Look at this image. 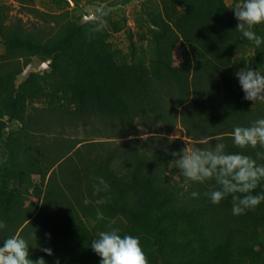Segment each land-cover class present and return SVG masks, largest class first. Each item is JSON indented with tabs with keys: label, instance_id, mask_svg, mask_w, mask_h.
<instances>
[{
	"label": "trees",
	"instance_id": "1",
	"mask_svg": "<svg viewBox=\"0 0 264 264\" xmlns=\"http://www.w3.org/2000/svg\"><path fill=\"white\" fill-rule=\"evenodd\" d=\"M181 1L184 15L174 26L155 22L152 41L141 53L130 35V64L102 47L85 21L67 19L56 30L35 34L10 24L8 6L0 3V39L8 51L24 58L25 66L35 56L49 61L74 106L70 113L37 109L6 139L1 127L7 122H1L0 221L6 227L0 229V246L18 236L30 246V259L100 264L90 246L109 225L121 237H137L149 264H244L264 244V201L240 215L232 212L231 195L213 204L205 193L219 185L185 178L171 153L186 142L170 137L180 124L193 147L222 142L226 152L264 165V147L241 149L232 137L234 127L264 118V101L245 100L235 75L246 48L250 68L264 73V43L256 47L242 36L223 0ZM255 33L264 39L258 26ZM20 72L0 76L9 82L11 119L24 112L22 87L14 84ZM78 128L91 129L93 136L81 137ZM34 174L40 175V187ZM93 177H103L108 191L93 195ZM252 194H264V179ZM85 198L91 203L85 205ZM98 199L105 202L96 204Z\"/></svg>",
	"mask_w": 264,
	"mask_h": 264
},
{
	"label": "rangeland",
	"instance_id": "2",
	"mask_svg": "<svg viewBox=\"0 0 264 264\" xmlns=\"http://www.w3.org/2000/svg\"><path fill=\"white\" fill-rule=\"evenodd\" d=\"M227 8L235 18L234 7L242 4L243 0H223ZM125 0H0L1 4H6L9 11L10 24L18 23L27 32L40 34L43 30L50 31L58 29V22L62 24L69 19L74 22L85 21L84 28L92 35L99 38L102 47H106L119 63L130 64L133 62L134 55L131 45L130 35L133 36L136 44L137 53H141L146 49L153 38V32L156 28L155 22L161 20L174 26V23L184 15L185 7L181 0H133L128 4H124ZM37 10L43 17L34 13ZM107 12V16L101 17L100 12ZM67 13L63 19H52L47 17L51 15H63ZM105 21V26L99 27V20ZM258 31L264 33V23L256 25ZM261 33V35H262ZM262 37H264L262 35ZM250 49L246 48L242 54V59L238 62L239 69L251 67ZM24 58H20L18 53L9 52L4 41L0 39V76L4 73H14L21 69L20 74L14 79L16 87H22L21 97L24 103V112L15 119H11L9 113L11 110L6 106V98L9 94V82L0 81V127L1 122L7 124L2 125L1 133L4 139L8 138L14 132H18L28 116L35 113L37 109H48L52 111H60L70 113L74 110V106L69 103L68 91H64L62 87V77L58 72H54L49 61L44 62L40 57L35 56L30 59L27 66L23 64ZM254 64V63H253ZM262 73L261 70H258ZM27 90V91H25ZM80 136L86 138L93 136L91 129L85 133L83 128H78ZM72 130V134H75ZM147 135H143V138ZM171 138H179L184 140L186 144L193 146L194 141L186 137L184 128L178 124L170 135ZM97 140H104L95 136ZM4 141H0V161H4ZM33 183L41 186L39 174L32 175ZM27 183H23L24 187ZM11 188H17L18 182L12 181ZM89 227L94 222L88 224ZM264 259V244L256 246L251 258H246L244 264H261ZM101 261V260H100Z\"/></svg>",
	"mask_w": 264,
	"mask_h": 264
},
{
	"label": "clouds",
	"instance_id": "3",
	"mask_svg": "<svg viewBox=\"0 0 264 264\" xmlns=\"http://www.w3.org/2000/svg\"><path fill=\"white\" fill-rule=\"evenodd\" d=\"M234 9L235 18L239 21L236 29L256 47L264 43V39L253 30L256 25L264 23V0H243ZM101 11V17L107 16ZM105 26L103 19L99 20L100 28ZM244 92V99L248 101H264V73L245 67L235 73ZM234 144L241 148L257 145L264 147V118L258 119L249 127H234ZM219 140V138H217ZM207 143V141H205ZM226 145L222 142L215 143L212 147H193L188 144L179 152H172L176 168L180 173L193 182L203 183L215 180L219 185L217 190L205 193L213 204H219L227 196H232L234 215L243 214L246 209L255 208L264 201V194L253 195L259 181L264 179V165H257L256 161L241 153H228ZM261 156L260 153H257ZM93 195L107 192L109 185L103 177H93ZM191 196L197 198L199 193L192 192ZM105 201L98 199L96 204ZM83 203L88 205L91 201L85 198ZM103 219L102 214L97 213ZM6 225L0 221V229ZM109 230L100 231L97 238L91 243V249L101 257L100 264H149L148 258L142 250L140 241L131 235H119V229L108 226ZM27 241L18 236H12L3 241L0 246V264H46L43 257L36 260L30 259ZM47 255H52V250L41 249ZM59 264V261H56Z\"/></svg>",
	"mask_w": 264,
	"mask_h": 264
}]
</instances>
